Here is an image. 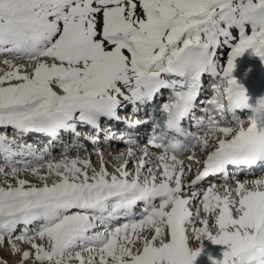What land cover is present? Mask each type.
Segmentation results:
<instances>
[{
	"label": "snow or ice",
	"instance_id": "6c2138e0",
	"mask_svg": "<svg viewBox=\"0 0 264 264\" xmlns=\"http://www.w3.org/2000/svg\"><path fill=\"white\" fill-rule=\"evenodd\" d=\"M0 64L15 264H196L205 240L223 246L211 264H264V0H0ZM163 89L165 130L139 154L110 131L128 147L94 165L82 141L103 120L145 123L118 110Z\"/></svg>",
	"mask_w": 264,
	"mask_h": 264
},
{
	"label": "bare ground",
	"instance_id": "6f19581e",
	"mask_svg": "<svg viewBox=\"0 0 264 264\" xmlns=\"http://www.w3.org/2000/svg\"><path fill=\"white\" fill-rule=\"evenodd\" d=\"M32 141H33V140H32ZM86 148L88 149V152L92 154V162H97V161H98L97 153L93 152V151H92L90 148H88V147H86ZM135 148L137 149V150H136L137 152H138V150H140V149H139L140 147H138V146H136ZM125 149H126V144H125L124 142H121V144H120L119 146H117V147L112 146L111 150H109V151H111V153H112L113 155H115V153L120 152V151H124ZM155 152H156V151H155ZM56 153H59V151L56 152ZM184 156H187V155L184 154ZM95 160H96V161H95ZM112 161L114 162L115 160H112ZM130 167H132V165H130ZM218 186H219V185H218ZM217 247H221V249H222L223 246H221V245H216V244H213L212 242H209L208 246L205 247V248H206V254H207V252L209 251V253L212 254V255L214 256V255L218 252ZM203 249H204V246H203ZM202 251H203V250H202Z\"/></svg>",
	"mask_w": 264,
	"mask_h": 264
},
{
	"label": "rangeland",
	"instance_id": "374dc122",
	"mask_svg": "<svg viewBox=\"0 0 264 264\" xmlns=\"http://www.w3.org/2000/svg\"><path fill=\"white\" fill-rule=\"evenodd\" d=\"M245 56H248V54H246L245 53ZM3 68V65L2 64H0V69H2ZM93 164L94 165H96V164H98V161L97 162H93ZM234 186V185H233ZM220 191H221V194L223 193V190H221V188H220ZM207 244H206V247L208 246V244H209V242H211L210 240H209V242H207V241H205ZM205 244V243H204ZM24 247L25 248H27L28 246L27 245H24ZM218 257L220 256V255H217ZM0 257H2V258H4V259H6V260H8V262H9V264H15V261L17 260V257L16 256H14V255H10L9 253H8V250L5 248L3 251H0ZM198 262H200V261H198Z\"/></svg>",
	"mask_w": 264,
	"mask_h": 264
},
{
	"label": "clouds",
	"instance_id": "9594fccd",
	"mask_svg": "<svg viewBox=\"0 0 264 264\" xmlns=\"http://www.w3.org/2000/svg\"><path fill=\"white\" fill-rule=\"evenodd\" d=\"M260 114H261V115H264V104L261 105V108H260Z\"/></svg>",
	"mask_w": 264,
	"mask_h": 264
}]
</instances>
